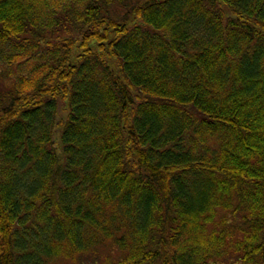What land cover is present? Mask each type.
<instances>
[{"label": "trees", "instance_id": "1", "mask_svg": "<svg viewBox=\"0 0 264 264\" xmlns=\"http://www.w3.org/2000/svg\"><path fill=\"white\" fill-rule=\"evenodd\" d=\"M0 264H264V0H0Z\"/></svg>", "mask_w": 264, "mask_h": 264}]
</instances>
